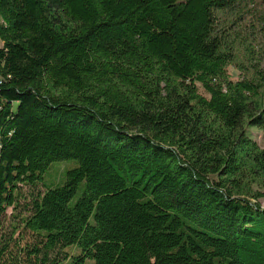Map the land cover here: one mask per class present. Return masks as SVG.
Returning <instances> with one entry per match:
<instances>
[{"label":"trees","instance_id":"obj_1","mask_svg":"<svg viewBox=\"0 0 264 264\" xmlns=\"http://www.w3.org/2000/svg\"><path fill=\"white\" fill-rule=\"evenodd\" d=\"M261 52L264 0H0V264H264Z\"/></svg>","mask_w":264,"mask_h":264},{"label":"rangeland","instance_id":"obj_2","mask_svg":"<svg viewBox=\"0 0 264 264\" xmlns=\"http://www.w3.org/2000/svg\"><path fill=\"white\" fill-rule=\"evenodd\" d=\"M259 52H260V50H259ZM260 54H262V52H261ZM260 54H259V55H260ZM241 55L243 56V54H241ZM259 55H258V57H259ZM262 55H264V54H262ZM257 61H258V60H257ZM258 62L260 63V65H261L262 67H264V56L261 57V60L258 61ZM232 72L235 73L233 69H232ZM254 133H256V134H260V132L257 131V130H254V131H253V136H252V137H253V139H255V140H257V141H260V142H261V145L264 146V140H262L261 137H258V135H255ZM66 166H67L66 163H58V164L55 165V168H51L52 170H50L49 173L52 172V175H54L56 172H54L53 169H55V171H57L58 176H59L60 173H62V172L65 170ZM258 181H259V184L257 185L256 188H257L258 190H260L261 192L264 193V173L261 174L260 176H258ZM24 191H25V193H29L30 190H29V189H25ZM27 240H28V241H31L30 236L27 237Z\"/></svg>","mask_w":264,"mask_h":264},{"label":"bare ground","instance_id":"obj_3","mask_svg":"<svg viewBox=\"0 0 264 264\" xmlns=\"http://www.w3.org/2000/svg\"><path fill=\"white\" fill-rule=\"evenodd\" d=\"M1 81H2V78L0 76V84H1ZM1 109H2V107H1V104H0V112H1Z\"/></svg>","mask_w":264,"mask_h":264}]
</instances>
